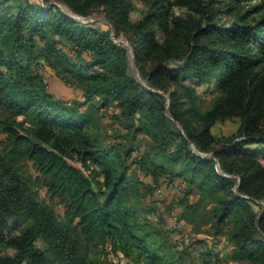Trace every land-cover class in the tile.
<instances>
[{
  "label": "rangeland",
  "instance_id": "rangeland-1",
  "mask_svg": "<svg viewBox=\"0 0 264 264\" xmlns=\"http://www.w3.org/2000/svg\"><path fill=\"white\" fill-rule=\"evenodd\" d=\"M19 2L22 5L54 4L80 25L110 31L112 39L128 49V74L135 78L141 89L165 97V108L169 104V93H179L178 83H166L167 92H163L143 76L135 62L132 31L121 29L115 35L106 19L105 7L92 6L86 14H79L64 0ZM124 4L128 7L131 30L147 15L169 10L166 21L151 23L159 51L167 57L163 63L167 69L180 66L181 57L198 42L192 35L211 18L212 22L228 29L233 28L244 14L253 16L258 22L264 19V0H239L236 4L234 0H125ZM168 47L172 49L167 51ZM32 49V52L19 53L15 58L2 49L3 56L11 64L1 66L5 81L16 91L18 101L32 99L30 103L37 106L25 113L9 106L8 100L0 99V167L14 171L27 184L33 199L54 216L61 234L67 233L71 239L82 241L89 261L103 264H261L259 255L243 257L240 250L246 233L256 240H264L253 221V216L259 214L264 204V178L260 181L263 184L259 183L260 189L256 188L257 183L249 189L254 198L246 202L247 207L242 205L230 210L221 222L220 199L230 196L229 193L223 190L212 193L198 178L192 177L174 145L166 149L159 144L145 111L130 114L122 100L94 94L92 82L80 75L91 65L89 54L83 53L77 44L50 33L37 35ZM15 64L25 71L22 74L15 71ZM155 64L147 62L145 69L148 71ZM87 70L102 78L100 67L91 65ZM257 71L258 80L264 76V65ZM184 82L195 85L192 77ZM246 82L255 83L254 75L247 76ZM195 90L202 111L211 109L221 96L204 83L195 85ZM252 102L253 99H249L248 107ZM40 103L51 104L44 110L38 107ZM261 109V122L264 123V93ZM60 110L65 111L60 120L67 119L68 124L79 128V132L73 138L68 136L67 145L63 143L56 154L89 180L95 201L101 204L113 198L114 217L110 219V226L92 222L89 214L84 215L83 207H95L93 199L88 205L78 203L74 197L75 188L69 187L62 176L45 171L29 149L30 145L40 144L34 137L40 118L37 114L43 112L42 118L48 117L54 122ZM243 127L240 116L221 117L211 126L215 142L209 152L199 151L190 144L194 154L213 159L220 174L233 179L232 190L238 194L239 174H225L218 166L214 151L228 148L230 142L224 138L242 139ZM175 128L181 130L177 123ZM260 135L257 132L256 136ZM14 137L22 139L16 142ZM261 150L262 146L247 152H256L255 160L264 171ZM257 189L261 191L260 196ZM240 195L249 199L247 193ZM27 225L23 219L16 221L11 227V236H21ZM32 247L42 252L51 264H60L41 236ZM16 254L15 248L0 247V256ZM21 264H29V258Z\"/></svg>",
  "mask_w": 264,
  "mask_h": 264
},
{
  "label": "trees",
  "instance_id": "trees-1",
  "mask_svg": "<svg viewBox=\"0 0 264 264\" xmlns=\"http://www.w3.org/2000/svg\"><path fill=\"white\" fill-rule=\"evenodd\" d=\"M64 1L79 14H86L92 6L105 7L106 19L115 35L121 29H127L130 33L132 31L135 62L143 76L163 92H167L166 83H178L179 93H169V104L165 108V97L141 89L135 78L128 74L127 47L113 40L110 31L91 25H80L54 4L22 5L19 0H0V99L6 102L8 100L9 106L25 113L37 106L30 103L32 99L24 102L21 98L18 101L16 91L5 81V72L1 66L11 64L3 56L2 49L7 50L11 58L17 57L19 53L32 52L35 37L44 33L73 42L81 47L83 53L90 55L89 62L92 66L103 70L101 79L89 74L87 68L91 65L79 73L92 82L94 94L122 100L130 114L138 110L145 111L156 137L159 138V144L166 149L174 145L192 177L198 178L201 185H205L212 193L220 190L229 193L230 196L220 199L221 222L228 217L230 210L242 205L247 207L246 202L254 198L248 192L249 189L255 183L256 188L260 189L259 183L264 178V171L255 160L256 152H247L262 146L259 153L264 154V123L261 122L264 76L257 80V69L264 65V19L258 22L253 16L244 14L233 28L228 29L222 28L218 22H212L211 18L192 35L198 42L196 45L192 44L181 57L180 66L167 69L163 66L167 57L159 51L160 46L151 23L155 20L159 23L163 19L166 21L170 16L168 9L147 15L131 30L125 0ZM234 1L235 4L239 2ZM186 24L192 26L189 22ZM147 62L156 64L147 71ZM13 68L20 74L25 71L18 64ZM249 75H254L255 83L246 82ZM190 77L195 85L207 84L221 94L211 109L202 111L199 108L195 85L184 82ZM251 98L253 102L248 107ZM49 104L40 103L38 107L45 110L50 107ZM57 114L54 122L48 117L42 118L43 112L37 114L40 118L34 137L40 144L30 145L29 149L42 163L45 171L62 176L69 187L75 188L74 197L78 203L88 205L93 199L95 207H83L84 215L89 214L92 222L99 221L101 225L110 226V219L114 217L113 198L101 204L98 200L95 201V193L90 191L89 180L80 176L79 169L70 166L56 154V151L62 149L63 143L67 145L68 136L73 138L79 132V128L68 124L67 119L60 120L65 114L64 110ZM233 116H240L243 120L244 136L237 141H233V137L224 138L230 142L228 148L215 150L214 156L225 174H239V194L232 190L235 184L233 179L220 174L213 159L200 157L190 149V144H193L197 150L209 152L215 142L211 134L213 123L221 117ZM176 123L181 130L175 128ZM257 132L261 135L256 136ZM14 139L19 142L22 138ZM236 163L239 164L237 167ZM257 191L260 196L261 191ZM241 193H247L249 199L242 198ZM253 217L264 236V204L259 214ZM21 219L28 222L25 232L21 236H11L12 225ZM40 236L46 240L49 251L60 264H103L89 261L82 241L78 238L71 239L67 233L61 234L54 216L33 199L27 184L14 171L0 167V247L8 245L17 250L15 256H0V264H21L26 258H29V264H51L42 252L32 247L33 242ZM240 251L243 257L254 258L259 255L261 264H264V240H256L246 233Z\"/></svg>",
  "mask_w": 264,
  "mask_h": 264
}]
</instances>
